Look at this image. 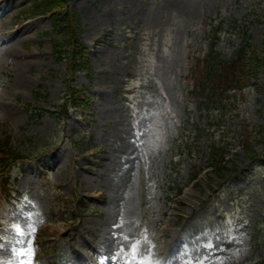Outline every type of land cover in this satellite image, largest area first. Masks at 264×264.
<instances>
[{"label": "rangeland", "instance_id": "374dc122", "mask_svg": "<svg viewBox=\"0 0 264 264\" xmlns=\"http://www.w3.org/2000/svg\"><path fill=\"white\" fill-rule=\"evenodd\" d=\"M31 4L0 0V32L24 35L7 51L0 34V146L29 155L8 173L12 200L0 188V264H264V57L210 130L198 133L189 94L213 39L228 58L243 25L259 46L264 0H70L89 64L72 81L90 99L68 119L53 110L70 74L51 52L66 37L24 18ZM211 133L232 144L226 167L244 169L224 182L208 167ZM21 237L34 252L14 256Z\"/></svg>", "mask_w": 264, "mask_h": 264}, {"label": "trees", "instance_id": "16d2710c", "mask_svg": "<svg viewBox=\"0 0 264 264\" xmlns=\"http://www.w3.org/2000/svg\"><path fill=\"white\" fill-rule=\"evenodd\" d=\"M69 0H33L31 9L25 13V17L34 14H40L49 18L52 32L66 39H56L52 41V55L55 61L65 64L66 71L70 74L74 72L89 70L87 52L84 45L79 42L78 36L80 29L77 23V18L68 9ZM244 27L241 43L235 52L229 58H224L219 53L214 52L213 44L204 58L201 65L192 67L191 75L195 78V83L190 94L193 96L198 113L204 116L207 122H210V114L216 110L224 116L233 105L234 93H241L245 89L251 77L254 76L255 70L259 67V58L264 57V37L261 39L258 47H253L249 42L250 37L246 26ZM243 26V27H242ZM221 25L214 28L215 34L220 32ZM66 92L61 102L56 105L53 110L60 117L67 118L69 107H85L89 101L88 93L83 87H76L74 84H66ZM34 111L30 113L32 118ZM241 127V146L250 163L259 160V155L254 150V137L247 125ZM262 129V127H261ZM252 138V139H251ZM230 143L217 142L214 137L210 138L209 151L211 153V166L220 178L225 179L227 172L233 171L235 174L239 171L238 167L233 166L229 170L224 165V155ZM29 156L11 150L6 147H0V188L5 192L8 199L11 184L8 183V171L11 165L16 162H21ZM5 175V177H4Z\"/></svg>", "mask_w": 264, "mask_h": 264}, {"label": "bare ground", "instance_id": "6f19581e", "mask_svg": "<svg viewBox=\"0 0 264 264\" xmlns=\"http://www.w3.org/2000/svg\"><path fill=\"white\" fill-rule=\"evenodd\" d=\"M15 31H17V32H15ZM16 33H17L18 38L15 39V40H17L19 42L23 41L22 39H23L24 35L23 34H19L18 33V30L8 31V32H5L4 34H2L0 32V34L2 35V38H3L2 41L4 42V44H8L7 45L8 48L7 49H4V50H7L8 51V50H10L14 46L13 43H10L9 42V36H11L12 34L16 35Z\"/></svg>", "mask_w": 264, "mask_h": 264}, {"label": "snow or ice", "instance_id": "6c2138e0", "mask_svg": "<svg viewBox=\"0 0 264 264\" xmlns=\"http://www.w3.org/2000/svg\"><path fill=\"white\" fill-rule=\"evenodd\" d=\"M33 232H34V229H33ZM18 235H19V233H18ZM17 243H18V245H21V249H20V252H17V250L14 249L13 250V255L14 256L15 255H18V254H23L25 251H27V252H34V248H27V249H25L23 247V245L26 243V240H25L24 237H21L20 240ZM29 264H31V261H29Z\"/></svg>", "mask_w": 264, "mask_h": 264}]
</instances>
